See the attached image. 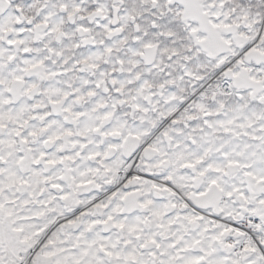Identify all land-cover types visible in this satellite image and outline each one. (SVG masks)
<instances>
[{
  "label": "snow or ice",
  "instance_id": "1",
  "mask_svg": "<svg viewBox=\"0 0 264 264\" xmlns=\"http://www.w3.org/2000/svg\"><path fill=\"white\" fill-rule=\"evenodd\" d=\"M0 264H264V0H0Z\"/></svg>",
  "mask_w": 264,
  "mask_h": 264
}]
</instances>
